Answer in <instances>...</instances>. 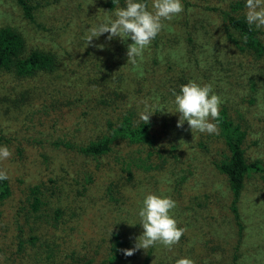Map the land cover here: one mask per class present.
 <instances>
[{"label":"rangeland","instance_id":"1","mask_svg":"<svg viewBox=\"0 0 264 264\" xmlns=\"http://www.w3.org/2000/svg\"><path fill=\"white\" fill-rule=\"evenodd\" d=\"M29 1L37 6L39 24L25 19L17 0H0V26L20 28L29 49L46 48L66 60L71 58L72 62H67L68 72L83 77L79 76L82 81L75 79L69 83L56 81L53 75L30 79L0 72V135L9 138L11 145L23 144L27 148L28 142H41L45 151L56 152L58 162L73 177L82 174L86 178L89 172L96 175L99 170L93 171L87 165L91 158L81 155L77 148L95 138V129L101 130L104 120L114 122L119 115L130 113L138 121L141 112L153 113L149 121L153 126V146L119 142L97 160L105 161L110 171L118 172L122 159L132 161L134 178L128 181L120 170L117 180L111 176L101 184L98 193L101 212L88 221L92 225L88 233L83 236L78 230L80 240L71 247L76 251L62 264H109L112 234L116 231H121L127 241L122 249L134 247L135 238L143 233L138 213L148 194L173 199L176 207L170 215L186 231L171 249L157 244L131 256L121 251V260L116 264H175L182 257L192 259L194 264H264V172H250L245 177L237 200L236 220L231 192L213 164L227 156L222 139L217 134L199 131L193 134L187 121L183 128L177 127L179 113L168 112L176 109L174 86L180 88L189 82L211 85L220 98L219 109L226 107L229 116L246 130L243 148L247 162L258 159L264 167V55L256 58L236 47L226 36L219 12L206 9L217 6L229 10L231 3H240L241 8L238 6L236 11L245 13L246 0H186L188 6L182 0L183 13L171 21H163L160 33L134 64L128 62L126 55L131 38L124 41L116 37L109 41L105 33L94 37L86 47L90 27L114 19L115 9L109 10L106 0ZM48 2L56 7L48 8ZM118 2L123 7L124 0ZM59 24L66 25V33L56 31ZM259 30L264 43V29ZM188 36L192 37L193 48ZM118 72L125 75L132 72L144 89L119 98L111 107L91 102L88 97L102 98L100 87L95 81L92 84V80L106 75L113 77ZM180 75L183 83L175 84ZM55 97L78 98L80 106L71 119L45 127V133L40 134L42 127L36 120L48 103L44 99ZM31 98L34 99L28 103L26 99ZM105 129L106 126L102 134ZM14 170L16 174H28L26 164L19 169L12 167ZM110 182H117L111 193L107 189ZM24 206L26 203L18 205L17 212H23ZM63 206L74 220L79 219L82 211L79 198L67 200ZM0 224L5 234L10 233L9 228L17 227L12 214L1 216ZM49 227L50 224H43L41 232L45 233ZM42 254L43 264H51L48 253ZM8 256L2 255L1 262L22 264L16 253Z\"/></svg>","mask_w":264,"mask_h":264},{"label":"trees","instance_id":"2","mask_svg":"<svg viewBox=\"0 0 264 264\" xmlns=\"http://www.w3.org/2000/svg\"><path fill=\"white\" fill-rule=\"evenodd\" d=\"M17 2L25 19L39 24L37 11L35 12L37 6L31 4L29 0H17ZM142 2L149 6L151 0H142ZM184 2L185 6H188L186 0ZM47 5L51 9L56 7L52 2H48ZM105 6L109 10L116 7L114 0H106ZM124 6H126L125 0ZM238 6L240 9V3H231L229 10H222L217 6H206V9L219 12L226 36L236 47L256 58H261L264 55V43L260 37V30L255 26L249 27L245 13L236 11ZM55 27L56 31H60L59 33L67 32L66 25L59 24ZM187 33L189 32L187 31ZM26 38L24 32L17 26H0V72H10L20 78L32 79L45 74L53 75V79L56 81L61 79L69 83L75 79L82 81L79 76H83L68 72L70 67L67 62H72L68 55L69 60H66L50 49L40 47L29 49ZM187 39L188 42L192 41L191 36H188ZM191 48H193L192 42ZM55 72H57L56 75ZM182 78L183 76L180 75L177 82L176 77L175 84L183 83ZM94 81L96 86L100 87L102 98L88 97V99L91 102L94 101L97 106H115L113 103L119 101V98L133 96L137 94L138 89L140 91L144 89L141 86V80L132 72L126 75L118 72L113 77L106 75L98 80L94 78L91 83L95 84ZM179 91V87H173V92ZM32 99L34 98L26 99V101L29 103ZM44 100L48 103H45L44 112L41 111L38 114V120H36V123L42 127L38 131L40 134L45 133V127H52L71 119L76 115V109L80 106L78 98L55 97ZM93 109L94 105H92V111H94ZM219 111L218 121L213 122L218 124V137L222 139L226 147L227 156L213 164L225 179L232 195L231 208L237 216V200L241 194L245 177L250 172H264V167L258 159L247 162L243 148L246 130L229 116L226 107L220 108ZM133 119V114L124 113L119 115L114 122L109 118L104 120L102 129L98 132L95 129L93 134L95 138L77 148L81 155L91 158L87 165L93 171L99 170L96 175L89 172L86 178L82 174L75 175L76 178L73 177L64 168V165L58 162L56 152L52 149L45 151L46 148L42 146L41 142H28L27 148L23 144L13 146L9 138L0 135V146H7L12 152L9 159L0 161V169L6 170L9 176V179L0 180V215L5 218L6 215L12 214L14 222L17 224V227L9 228L10 233L7 234L2 233L4 231L3 224H0V259L2 255L8 256L16 253L22 264H43L45 258H42V253H48L51 264H62L66 258L72 255L71 253L76 251L71 247L80 240L78 230L83 236L84 232L88 233L87 230L92 227L88 221L91 222L93 218L98 217L97 213L101 210L98 197L101 184L111 176L117 180L120 177V170L121 173L126 174L128 181L134 178L132 171L134 163L132 161L128 162L122 159L118 172L117 169L110 171L105 165V161L97 160L104 158L119 142L138 146H153L154 144L151 133L152 122L145 124L141 119L138 121ZM105 126V132L102 134ZM91 136L92 133L88 137L92 138ZM25 164L28 173L25 174L26 177L20 173L16 174L15 170L12 171V167L19 169ZM116 183L110 182L107 185L109 193L113 191ZM74 198H79L82 202V211L78 214L79 219L76 218V220L63 206L67 200ZM22 203H26L24 211L17 212L16 207ZM101 215L102 213L99 214V217ZM238 218L237 216L236 220ZM45 223L50 224V227L44 233L41 231ZM126 242L121 231L112 234L109 264L120 262L121 249ZM0 264L4 263L0 260Z\"/></svg>","mask_w":264,"mask_h":264},{"label":"clouds","instance_id":"3","mask_svg":"<svg viewBox=\"0 0 264 264\" xmlns=\"http://www.w3.org/2000/svg\"><path fill=\"white\" fill-rule=\"evenodd\" d=\"M116 5L114 19L105 20L98 25L90 27L85 37L86 47L93 42V38H99L107 33V39L119 37L126 41L131 38L132 43L127 45L128 62L136 63L137 57L142 56L143 51L148 48L163 28V21H171L174 17L184 11L182 0H151V10L142 0H125L124 7ZM246 22L251 28L264 29V0H246L245 4ZM103 49L104 45H97ZM175 111L179 113L177 127L183 128L187 121L189 128L195 134H219L218 121L220 116V98L214 94L211 85H199L189 82L180 86L179 93L174 92ZM153 113L147 111L140 113V119L149 123ZM12 156L7 146H0V161H5ZM9 179L6 170L0 169V180ZM176 207V202L170 197H162L156 194H148L143 200V206L139 210L142 235L135 238L132 248L122 249L125 256H131L136 251L161 244L171 249L179 243L186 229L178 227L171 210ZM130 225H135L129 223ZM175 264H194L187 257L179 258Z\"/></svg>","mask_w":264,"mask_h":264}]
</instances>
